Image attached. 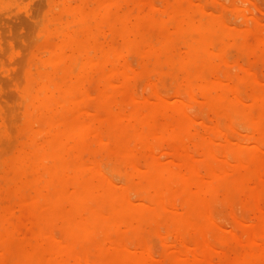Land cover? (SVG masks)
Here are the masks:
<instances>
[{"label": "bare ground", "instance_id": "6f19581e", "mask_svg": "<svg viewBox=\"0 0 264 264\" xmlns=\"http://www.w3.org/2000/svg\"><path fill=\"white\" fill-rule=\"evenodd\" d=\"M48 1L47 3H49ZM72 1L59 0V3H57L56 0L55 4H51L50 12L52 14L47 25L52 27L51 31L56 35L57 41L52 42L55 37H53L54 40H52L53 38L50 40L51 37H49L48 39L51 42L45 41L44 45L41 42L40 45L45 50L43 51L45 55L47 54L46 57L41 60L39 67L37 61L35 62L37 63V71L23 73L25 74V82L23 81L24 85L20 90L22 102L20 106L23 105L25 121L20 129L21 134L24 135V141L14 159V163L12 162L13 167L11 170L13 172L8 180L15 181L17 179L22 182L26 194L23 200L16 202V204L22 214L31 216L32 225L26 233L22 224L13 226V222H11V212L13 210L11 209H14V206L12 208L8 206L11 209L7 210L5 208V213L0 214V242L5 241L7 248L4 250L13 253V256H15L14 258L10 256L12 260L14 259V261H11L13 263L10 260L8 262L11 264H89V251L93 249L101 264H197L198 260L202 258L199 256H206L207 249L211 248L210 245H212L219 248H217L218 250H214V247L211 249L214 251L220 250L222 259L218 263L213 260L212 263L210 262L211 264H264V209L260 207L259 201H257V205L260 208L257 209L261 213L252 221L247 219L250 222L249 230L246 231L244 237L241 236V239L237 240L235 238L237 241L232 245H227L223 239L212 237L209 233L211 222L215 224L214 221H211L213 202L216 200L217 191L220 190L219 187L225 176L230 172L234 174V188L241 191V196L247 199L252 194L248 187L249 181L262 179L261 172H264V158L260 156V153L257 155V151L262 148L260 141L264 140V88L257 89L255 86L251 94L247 92L250 97L248 99H252L254 113L253 110L251 111V106L248 108L239 106L245 101L237 103L240 100L236 91L237 86L240 87L238 83L235 86L236 88H233L232 85L229 86L227 80H223L220 83H226L230 90L224 94L220 92L215 95H212L211 92L219 85L215 80H220L218 71H221V69L215 71L212 61L216 59L213 57L216 54L223 61V25L227 26V22L223 21V23L221 19L216 21L214 19L212 23H207L203 20L204 16L195 18L194 10L187 3H184L185 0H175L171 4L168 8L169 21L156 22L154 20L130 22L121 13V0H100L102 2H99L101 6H99V3H96V5L91 0H79L77 4H72ZM190 1L185 2L190 3ZM247 1L242 0L241 3ZM146 2L150 1L147 0ZM155 4L153 6L158 5ZM148 5L152 7L151 4ZM160 7L161 5L157 6V8ZM245 8L243 11L248 15L249 13L247 14L248 11H245ZM203 9L206 11L205 7H199V11L202 10L201 12H203ZM10 10H13V8H10ZM131 11L133 12L132 9ZM243 11L242 13L238 12L245 15ZM175 15L179 17L173 20ZM241 18L243 19L244 16H241ZM235 21L232 23L233 26H230L239 29L240 26H237V23L234 24ZM165 24H168L171 27L170 30L176 33L175 38L166 34L156 44L143 38L144 34L141 29L149 26L160 31L163 30L162 26ZM106 25L113 37H119L124 42L125 46L123 47L125 48L120 46L122 50L135 51L136 54H140L138 56L141 60L140 73L142 75L147 76L153 73L159 77L165 71L164 69L169 70L171 74L179 75L180 73L182 75L176 86V91L174 90L175 93H172L178 99L175 98L177 101L181 100L180 103H185L183 97L186 93H189L193 95L194 98L188 94L194 100L199 98L201 99L200 102L205 100L210 108L209 110L212 109V113L225 114L226 118H233L235 116L233 113L238 108L240 110L237 113H240L238 117L241 115L240 117L244 119L248 118L258 128L252 132L253 134L246 133L250 136L248 137L251 139V144L245 138L246 142L240 141L239 144L236 143L235 145L242 146L247 143L248 146L252 145L251 149L244 153L239 148L238 150L234 149L235 147L233 149L229 148L234 150L230 153L233 161H230L227 144H224L223 141L220 143L221 137H218V141L217 138H215L216 140L213 138L215 137L214 130L215 132L219 130L218 133L224 134L225 132L220 130L224 127L220 128L215 124L219 129L215 125L214 128H211L213 137H209L211 134L207 136L210 139L206 141L205 138V143L201 145V149L198 145L193 144L196 141L194 137L191 138L193 141L188 139V141L191 140L190 144L192 143L193 146H198L200 149V151L198 149L195 151L199 153L202 151L201 155L204 156L201 163L197 161L198 165L195 166V156H192V153L190 155L189 146L186 148L184 145L188 141L182 143L184 128L180 122L173 127L171 125L172 129L168 130L169 132L158 131L159 128L156 129L152 123V116L140 119L127 114L125 112L127 108L124 111L121 108V103L123 98L129 96L126 81L129 69L124 73L117 66L118 64H115L118 60L112 63L108 58L109 55L112 56L113 51V53H116L120 50L103 46L101 39H103L104 33L100 27L104 28ZM242 28L246 33L248 26H242ZM257 31V35L255 34L257 37L254 36V38L261 36L259 30ZM260 38L259 41L262 43L264 36ZM144 39L146 40L145 49L144 46L140 45ZM176 41L181 44L179 45L182 47V51H178ZM111 42L113 43V41ZM40 45L37 47H40ZM41 49L38 51L43 54L44 52H41ZM122 50L120 51L121 54ZM134 53L131 54L135 55ZM133 55L129 54V57ZM114 56L116 54L112 57ZM151 57H154L153 65L149 62ZM117 59H119V56ZM222 61V64L226 62L223 61V63ZM124 63L126 64V62ZM130 63L133 64V60ZM129 66L132 68L130 64ZM125 68L127 67L125 66ZM122 70L125 69L122 67ZM93 75H95L99 86L95 89L97 108L94 106L96 110L90 111L89 106L91 107V105H89L88 100L91 93L86 85L88 79ZM144 76L142 78L145 79ZM149 78L151 80V77ZM136 84L139 85V83ZM151 88L154 90V87ZM157 92L156 94L159 95L157 97H161V94ZM153 93L155 94V90ZM232 93L237 100L231 98ZM91 96L93 97V94ZM131 97L133 98V96ZM131 97L129 96V98ZM250 100L246 103H250ZM189 104L188 108L185 109V106H183V109L186 111L191 109ZM155 107L157 108V103ZM88 111L89 113L92 112L91 115L89 114L90 117L87 115ZM186 111L181 110L185 116ZM0 113L3 116V113ZM140 114H142V111ZM164 119H167L166 116ZM139 121V127L135 129L133 135H130L127 130ZM218 122L220 121L218 120ZM167 127L169 128L170 125H166ZM191 132H193V136L196 135L194 130ZM160 134L163 137L169 136L175 139L177 144L181 143L183 147H180L181 145L177 146L179 149L181 148L179 152L181 150L184 152L185 148L187 153L186 170H179L176 167L178 171L174 172L171 169L172 167L169 168L165 164H159L163 162L160 161L161 157L157 158L160 159L158 163L156 157L158 156L157 148L159 147H155V144L153 146V142ZM89 135H93L97 139L95 148L88 141ZM228 135L224 134L226 137L222 135V138L224 137V140L228 141ZM196 136L199 137V134ZM200 137L203 136L200 135ZM212 139L221 144L223 148V151L219 149L222 158L219 155L218 160L219 158L220 161L223 158L224 160L227 159L225 163L231 164V169H227V165L216 167L212 164V161H209L212 155L217 158L213 154L216 149L214 148L212 151L214 145L211 147L214 143L210 144V142H215L211 141ZM2 141L1 144H4L5 142L2 143ZM132 142H135V144L133 145ZM241 142H243L242 145H240ZM101 143L105 145V147L102 146L104 148H99L98 145ZM6 144L8 145V143ZM132 145L133 147H131ZM246 145L245 147H247ZM139 146L145 149V154L146 150L150 151L149 154L153 151L155 154V161L144 164L145 168L139 163L142 166L139 167L141 169L134 166L137 155L135 151ZM155 151H157V154ZM102 152L109 154L114 158V161L120 160L125 162L126 166L131 167L133 165L136 170H142L144 183L139 182L137 178H133L127 186L122 181L119 182L123 185L117 184L118 186H116L120 189L117 187L116 189L115 185L111 183L115 179L112 178L113 180L110 181L108 176H104V173L105 175L107 173L104 171L103 164L96 159L97 156L103 154ZM215 154L218 153L215 152ZM198 157L196 156V158ZM130 174L133 175L132 172ZM115 177L118 178V175L115 174ZM122 179L124 180L123 177ZM227 189L228 187H226V195ZM130 190L137 192V199L135 196V200H133L135 194L130 196ZM179 197L182 201L180 208L177 207V198ZM253 198L255 200V196ZM244 215V217L247 216ZM244 220L246 221L245 218ZM26 223L28 224V222ZM161 228H164V233H161ZM124 233L128 234L125 235ZM15 234H17L16 236L19 237L20 241H14L11 235L15 236ZM154 234L159 236L161 234L160 237L166 240L170 237L169 235L174 234L176 236L175 240L177 238L181 240L185 248L172 247L175 249L173 255L169 258L163 257V260H160L161 257H159L158 261L157 254L151 246V241L148 240V237ZM175 240L173 239V244L170 243L169 246L171 244L175 246V243L181 246V243L174 242ZM6 243L3 244L6 245ZM165 248L167 249V246ZM3 253L5 255V252ZM7 258L5 259L8 260ZM5 259H2L1 264H8ZM205 259L209 261L207 257Z\"/></svg>", "mask_w": 264, "mask_h": 264}, {"label": "rangeland", "instance_id": "374dc122", "mask_svg": "<svg viewBox=\"0 0 264 264\" xmlns=\"http://www.w3.org/2000/svg\"><path fill=\"white\" fill-rule=\"evenodd\" d=\"M47 1L48 0H23V1L22 0H0V105L2 106V107L0 106V112L3 113V116H1V113H0V140L2 138L4 140L6 139L5 141H2L3 139L1 140L2 143L5 142L4 144H1V141H0V155H1V157H0V166H1L0 167V181H1L0 182V214L5 213L6 209L8 210L9 207L12 208L14 206V209L10 208L11 210H13V212H11V222H13V226H17L19 224H22V227H24L25 233L28 231V229L32 225V218H31V216H27V215L22 214L21 210L19 211L20 208H19V206H17L16 202L23 200V197L25 196L26 191L23 188L22 182L20 180L18 181L17 179L14 178L15 181L14 180L12 181V180H8V179L13 172L11 169L13 167L14 159L18 155V152L21 148V144L24 141V135L21 134V129H20L22 124L25 121L24 114H23L24 108H23V105H22V107L20 106V104H22L21 98H20V90L22 89V87L24 85L23 81L25 82V78H24L25 74H23V73L26 71H31V72L37 71L36 64L38 63V67H39L40 66L39 63L41 62V60L44 59L47 55V54L45 55V52H44L45 50L40 45L41 42H42V45H44L45 41L51 42L50 40L56 36L53 34L54 32L51 31L52 27L50 25H47V24H49L48 19L50 18L51 14H52V12H50L51 11L50 10L51 4H55L56 0H50V1H48L49 3H47ZM91 1L95 4L96 3L98 4L99 2H101L103 0H101V1L99 0L98 2H96L97 0H91ZM146 1L147 0H136V1L135 0H132V1L131 0H121V10H122L121 13H122V15L127 20H129L130 22H134L136 20H140V21L154 20L155 22L156 21H163V20L169 21L168 20V8L171 6V4L175 0H169V1L168 0H148V1H150L148 3ZM181 1H183V0H181ZM185 1H188V0H185ZM185 1H184V3L185 4L187 3L194 10V16L196 14L195 18H198V17L202 18L204 16L203 20L207 23H212L214 21V19H215V21L217 19H219V20L221 19L222 22L223 21L227 22V26L223 25L224 26V42H223V46H222V49H224L223 61L224 62L226 61V62L224 63L222 61V59H220L218 57L217 54L213 56L216 58V59L214 58L215 60L212 61L213 65L215 67V71H218L220 69H221V71H218L220 73L218 76V78L220 80L219 81H217L218 79L215 80L216 83L218 82L219 85L215 90L211 91L212 95L218 94L220 92H222V94H224L226 91L230 90V87H231L230 85H232L233 88H236L235 86H237V83H238L240 87L237 86L236 91H237V96L239 97L240 100H239V102L237 101V103H241V101L242 102L245 101L244 103L247 105H245L243 103V104H240L239 106H242V108H244V107L248 108L251 106V111L253 110L252 112L254 113V109L252 107V99L251 100L248 99L250 97H249V94H247V92L251 94V91H252L253 87H255V86L257 89L264 88V87H261V86H264V82H262V80H264V50H262V49H264V41H262V43H261V41H259V38L261 36H264V30H261V29H264V0H248V1L245 0V1H247L246 3H241L242 0H191L190 1V3H192L191 5H190V3L185 2ZM18 2H20V3H18ZM78 2H79V0H76V1L73 0L72 4L73 3L77 4ZM57 3H59V0H57ZM101 3H99V6H101L100 5ZM155 3L158 4L157 5L158 7H159V5H161L162 8L161 7L157 8V6H153V5H156ZM148 4H151L152 7H150V5H148ZM146 5H148V6H146ZM126 7H129V8L126 9ZM153 7H155V8H153ZM199 7H201V8L205 7L207 12L204 11V9H203V12H201L202 10L199 11ZM10 8H13V10H10ZM244 8H245V11H248L247 12V14L249 13L248 15H246V12L243 11ZM131 9L135 13H133L131 11ZM237 10L240 11L241 13L243 11V13L245 15H241V13H239ZM6 11H9V12H6ZM3 12H4V14H2ZM130 12H132L133 15ZM204 12H206V13H204ZM238 14H240L239 17H238ZM241 16H244V18L242 19ZM178 17L179 16L175 15L173 20L177 19ZM43 19H44V21H43ZM39 20L41 21V24H40ZM235 20L236 21L238 20V21L236 22ZM234 21H235L234 24L237 23L236 25L240 26L239 29H237L236 27L235 28L232 27L233 26L232 23ZM246 21H248L250 24H247L248 22H246ZM230 25H232V26H230ZM102 26L100 27V29H102L103 33H104L103 39H101L103 46L112 47V48L114 47L120 51L122 50L120 48V46L122 48H125V47H123V46H125L124 42L119 37L118 38L113 37L111 34V31L109 30V27L107 25L104 28ZM119 26H121V25L119 24ZM242 26H244V27L248 26L246 33L243 31V28L241 29ZM169 27L170 26H168V24H165L162 26L163 30L158 31L157 29L146 26V28L141 29V31L144 34L143 38H145L146 40L148 39L153 44L154 43L156 44L160 41V39L163 35L169 34L173 38L176 37V33L173 30L171 31L170 30L171 27L170 28ZM244 30L246 31V28ZM257 30H259V35H261V36L258 35L259 36L258 38H254ZM106 31H108L107 32L108 34L106 33ZM257 33H258V31H257ZM49 37H51L50 40L48 39ZM105 37H106V39H105ZM255 37H257V36H255ZM114 38H116V39H114ZM234 38H236L238 40H236ZM253 38H254V40H253ZM145 39L143 40L144 42L142 41V43L140 44V45L144 46V49L146 47V40ZM260 39L262 40V38H260ZM52 40H54V38ZM229 40H230V44H229ZM55 41H57L56 37H55V40L52 42H55ZM111 41H113V43ZM254 41H255V43H254ZM178 42L179 41H176V43L178 44V46H177L178 51H182V47L180 46L181 44ZM256 42H257V44H256ZM231 43H233V44H231ZM38 44L40 45V47L42 49L40 47H37V46H39ZM116 45H117V47H116ZM259 45L261 46L260 48H259ZM39 49H41V52H44V53L40 54L38 51ZM35 50L37 51V53ZM257 50H259V51H257ZM120 51H118V52H120ZM113 52H112V56L115 54H116V56L112 57L109 55L108 58L110 59V61L112 63H114L115 60L116 61L118 60L117 62H115V64L116 65L118 64L117 66L120 67L121 71H124V73L126 72V70L129 69L127 71V74L130 77L127 76V80H126L127 81V89L129 91L128 95L130 97L133 96V98L132 97L129 98V96L125 97V98H123L122 103H121V108L124 111H125V108H127L125 111V112H127V114L133 115L134 117H139L140 119L152 116V123L156 129L159 128V129H157L158 131H168V130L170 131L174 125H177V123L180 122L182 127L184 128L183 137L185 138V140H184V138H182V140H183L182 143L184 144L186 141H188V139H191L192 137H194V140L196 139V141L193 142V144L198 145L200 149L202 147L201 145L203 143H205V138H206V141H209L210 138L208 139L207 136H209L211 134L209 137H213L211 128H214L213 126L215 124L220 126V128L224 127L220 130L222 132H225L224 134H226V136H227V134H229L228 135L229 136L228 141L224 140V137H226V136H224L223 133H218L219 130L217 132H215V130H214L213 134L215 137H213V138L214 139L217 138V141H218V139H219L218 137L222 138V135L224 136L222 139L220 138V143H222L221 141H223L224 144H227L226 145V146H228L227 153L229 154L228 158L230 156V153H232V151H234V150H230L229 148L233 149L235 147L234 149H236V150H238V148H239L244 153L248 152L251 149L252 145L248 146L249 144H251L250 143L251 139H249V137H250L249 135L258 127H255L254 122L251 120H248V118L244 119L243 117H240L241 115L238 117V115L240 114V113L237 114L238 111H240L238 108L235 109L236 113L235 112L233 113V114H235V116L233 117L234 118V121H233V118H229V117L226 118L225 114H222V113H220V114L215 113L214 114V113H212V111H211L212 109L209 110L210 108H209V106L205 100L202 102H200L201 101L200 98H199L200 100L199 99L194 100L190 97V96L193 97L192 94L188 93L190 95L189 96L186 93V95H184V97H183L184 102L185 103H188V102L191 103V104L188 103L189 108H191V109H187V111H186L185 109L188 108V104H185L182 102L180 103L181 100L179 99L180 101H177L178 99L176 98V96L174 97V95H172V93H175L176 86L182 78V75L180 73H179V75L178 74H171L169 70L164 69L165 71H163V73L159 77L154 75L153 73H151L147 76H144L140 73L141 60H140V56H138L140 54H138V53L136 54L135 51L127 52L125 49L122 50V54H121V52L118 54L117 51H116V53H113ZM131 53H134L136 56L131 54ZM129 54L133 55V56L129 57ZM40 55H42V56H40ZM226 55H227V57H226ZM118 56H119V59H117ZM121 58H122V60H121ZM153 58L154 57L149 58L150 63H152L154 61ZM130 60L131 61L133 60V64L130 63L131 62ZM36 61H37V63H35ZM221 61L224 64H222ZM32 62H34V63L32 64ZM118 62H120V63H118ZM124 62H126V64ZM129 64L132 66V68H130ZM151 65H153V63ZM22 66H23V68H22ZM125 66L127 68H125ZM32 67H33V69L34 68L35 69L34 70L31 69ZM122 67L125 70H122ZM229 68H230V70H229ZM22 69H23V71H22ZM131 69H132V71H131ZM134 71H137V72H134ZM215 73H217V72H215ZM129 74H131V75H129ZM217 75H215V76L217 77ZM142 76H144L146 78L144 79V78H142ZM149 77H151V80ZM252 79H254V80H252ZM149 80L152 81L151 85H150ZM223 80H225V81L227 80L230 87H228V85H226V83L225 84L220 83ZM87 82L88 83L86 85V88L88 89V91L90 90L91 94H93V97L91 96V94H89L90 98L88 100V103H89V105H91V107L89 106V109H90V111H94L93 109H95V107H96L95 89L99 85H98V82H97L95 75H93V77L89 78ZM164 82H167V83L164 84ZM242 82H243V84H241ZM136 83H139V85ZM88 85H90V86H88ZM151 87H154L155 94L158 90L157 93L161 94V97H157L159 95H157V94L155 95L153 93L154 90ZM222 89H223V91H222ZM91 91H93V92H91ZM161 91H162V93H160ZM216 91H218V92H216ZM130 93H131V95H130ZM240 93L241 94L243 93L244 95L243 94L241 95ZM230 96H232V95H230ZM237 96H236V98H237ZM244 96H246V97L244 98ZM231 98H233L234 100H237V99H235L234 94ZM249 100H250V103H248ZM194 101H196V102H194ZM246 101H248V102L246 103ZM156 103H157V108L155 107ZM183 106H185V109H183ZM143 108H144V110H142ZM203 108H205V109H203ZM87 110H88V107H87ZM181 110H183V112L186 111L185 112V114L187 113L186 116L181 112ZM189 110H190V112H189ZM141 111H142V114H140ZM150 113H153V114H150ZM89 114L91 115L92 112L89 113V111H88V113H87L88 117H90ZM165 116L168 120L164 119ZM200 116H202L201 119H200ZM218 120L220 122H218ZM163 122H164V124H163ZM212 123H214V124H212ZM228 123H229V125H228ZM135 124L137 127L135 126ZM135 124L130 127V129H129L130 131L127 130L130 135H133V133L135 132V129H137L139 127L140 121H139V123L136 122ZM165 124L170 125V127L172 125V127L166 128ZM217 125H215V126H217ZM241 125H243V126H241ZM218 126L216 128H218ZM249 127H250V129H249ZM193 130H194V134H196V135L199 134V137H197L196 135L193 136V132H191ZM243 130H244V132H242ZM246 133L249 135H247ZM200 135H202L204 138L203 137L201 138ZM90 136H91V138H90ZM92 137H93V139H92ZM88 138H89L88 139L89 143L92 145L93 148H95L97 146L96 137L93 135H89ZM199 138H200V141H199ZM245 138L249 140V144L248 145H246L247 143L245 144L247 147H245V145H242V143L245 141ZM11 140H13V141H11ZM191 140L193 141V139H191ZM215 140L212 139L211 141H215ZM163 141H165V142H163ZM190 141H188L184 145L186 148H188L187 146H189L188 150L190 151L189 152L190 155L193 154L192 156H195V158H196V156H199L196 159L194 158V163L196 166V164L198 165V162L201 163V159L203 160L204 156H203V154L201 155L202 151L200 153L195 151L197 149L200 151V149L198 148V146L194 145L196 147L195 148L192 145V143L190 144ZM217 141H215L216 143L210 142V144L214 143L211 145V147L214 145L212 147V151L214 148L216 149V151H213V154L215 156H217V158H214L212 155V157L209 161H212L213 163L212 162L211 163L216 167H221V166L227 165V169H231L232 165L227 164V162L225 163V160H227V159L224 160V158H223V160L221 159V161H220V158H219V160H218V156L220 155L219 149H222V151H223V148H222V145L218 144ZM240 141H243L240 144L242 146L235 145L236 143H238ZM6 143H8V145ZM132 143H133V145L135 144V142H132ZM158 144H160V145H158ZM260 144L262 145V148H260L261 146L259 147L261 151L258 150L260 152L257 151V155H259V153H260V156L262 158H264V140L260 141ZM133 145L131 147H133ZM179 145H181L180 147H183L181 143L177 144L175 142V139L170 138L169 136L163 137L162 134L158 135L157 139L154 140V142H153V146L159 147V148H157L158 154L156 153L157 151H155V153L158 155V156L156 155L157 156L156 159L158 157H161V160L160 159L159 160L163 161V162H160L157 159L158 163L160 162L159 164H165L169 168L172 167L171 169L174 170V172L178 171V168H179V170H186L187 167H186L185 161H187V156H186L187 153L185 152V148H184V152H182V150H181V152H179L181 149V148L179 149V147H177ZM98 146H99V148L105 147V145L103 143H101ZM102 146H104V147H102ZM258 146H259V144H258ZM113 148H115V146H113ZM166 150H167V152H166ZM188 150H187V152H188ZM215 152L218 154L216 155ZM102 153L103 154H101L100 156H97L96 159L100 160L103 164L104 171L107 173V175H105V173H104V176H106V177L108 176V179H110V181L115 179V180H113V182L116 181L115 183L111 182L112 184L115 185V188L118 185H121V186L123 185V184H119V182L121 183V181H122V183H124L125 186L129 185L130 180L133 178L134 179L137 178V180L139 182L144 183V181L142 180L144 174H143L142 170L139 171V169H141L139 167L143 166L145 168V165L147 163L155 161L154 151L152 152L153 154L152 153L149 154L150 151L146 150V154H145V149L142 146H139L135 151V153L137 155H136V160H135L134 166H138V168H139V169H137L138 171L134 168L133 165L131 167L126 166L127 164L125 162L120 161V160L114 161V158H112L109 154H107L105 152H102ZM221 156L222 155H220L219 157H221ZM231 159L232 158L230 156L229 160L233 161ZM230 161H229V163H230ZM184 162H185V164H184ZM139 163H140V165L142 164V166H140ZM106 166H108V167H106ZM128 167H129V169H128ZM176 167H178V168H176ZM130 172H132L133 175H131ZM113 173L118 175L119 179L117 177H115V174H113ZM262 173H264V172H261V177H262V179H264V174H262ZM113 175L115 178L113 177ZM122 177L124 178V180L122 179ZM262 179L258 178V179H252L251 181H249L248 187L250 188L252 194L249 198L244 199V197L241 196V194H242L241 191H238L234 188V182H233L234 181V174L230 172L229 174H227L225 176V179L221 182V186L219 187L220 190L217 191V195L215 197L216 200L213 202V210H212L213 216H212L211 221H214L215 224H213L211 222L210 229H209L210 236L223 239L227 245H232L239 238L241 239L242 235L244 237V234L250 228V222H248L247 219L248 220L250 219L249 221H252V219H255V217L261 213L260 210H258V209L260 207L262 209H264V180H262ZM16 180H17V182H16ZM117 180H119V181H117ZM250 184L252 186H249ZM226 187H228L227 195H226ZM117 188L120 189V187H117ZM15 189L18 191H16ZM130 191L132 192V193L130 192V196H131V194L132 195L135 194L133 196L134 199H133V197H131L133 200H135V196H136L137 192L134 190H130ZM8 195H10L9 198H8ZM253 196H255V200H254ZM10 197H11V200H10ZM15 197H16V201H15ZM137 197L138 196H136V199H137ZM177 199H178L177 200V207L180 208L182 206V201H181L180 197ZM253 201L255 202V204ZM257 201L260 202V204H259L260 207H258ZM229 209H230V211H229ZM237 210L239 211V213ZM248 212H249V214H248ZM244 214H246L247 216L244 217L245 216ZM248 215H250V216H248ZM20 218H21V220H20ZM244 218L246 219V221L244 220ZM23 219H25V220H23ZM224 220H225V222H224ZM242 220H244V221H242ZM26 222H28V224ZM25 223L27 225L26 228H25ZM220 224H221V226H220ZM223 225L224 226L226 225L225 226L226 228ZM234 229H236V230H234ZM160 230H161V233H164V228H161ZM232 231H233V233H231ZM124 234L126 235L128 233H124ZM233 234H234V237H233ZM16 235L17 234H15V236L14 235H11V236H13V239L15 242H18L19 237L17 238ZM160 236H161V234H160ZM160 236L158 234H154V235L148 237V240L151 241L152 248H154L153 251H155V253L157 254L156 257L158 258V261L160 259L159 257H161L160 260H163L162 259L163 257H165V258L171 257L173 255V253L175 252V249H174L175 247L177 249H184L185 248L181 240H179L178 238H177V240H175L176 236L174 234L169 235L170 237H168V239H167L168 241L166 239H164L163 237H160ZM235 238H237V240ZM0 239H1V237H0ZM173 239L175 240L174 242H178L179 244L181 243V246L178 245L177 243H175V246L174 245L172 246ZM163 242H164V244L168 243V242L169 243L164 245ZM3 243H6V242L5 241L0 242V246H1L0 247V256L1 257L0 258L5 259L7 257L13 256V253H11V252L9 253V252L4 250L7 248V243H6V245H4ZM170 243H172L171 246H169ZM166 246H167V249L165 248ZM210 246H211V248L214 247L213 248L214 250L219 249L218 247H215L212 245H210ZM172 247H174V248H172ZM211 248L209 247L207 249V253H205L206 256L205 255L199 256L202 258H201V260H198L197 264H211L213 260L215 262L217 261V263L221 261V259H222L221 251L220 250L214 251ZM165 250H167V251L165 252ZM3 252H5V255ZM204 256L207 257V259H209V261H206ZM14 257L15 256H13V258ZM157 258H156V260H157ZM2 259H1V261H2ZM88 259H89L88 262H90L89 264H95V263L101 264L98 261V257H97V254H95V250H93V249L89 251V258ZM9 260H10V262L14 261V259L12 260L10 257L8 260L5 259V261H7L6 263H8V264L13 263V262H11V263L8 262ZM1 261H0V264H1Z\"/></svg>", "mask_w": 264, "mask_h": 264}]
</instances>
